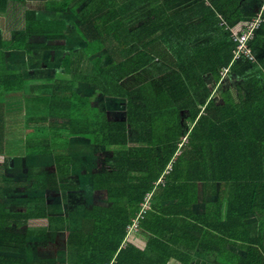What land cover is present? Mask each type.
Returning a JSON list of instances; mask_svg holds the SVG:
<instances>
[{
	"label": "trees",
	"instance_id": "trees-1",
	"mask_svg": "<svg viewBox=\"0 0 264 264\" xmlns=\"http://www.w3.org/2000/svg\"><path fill=\"white\" fill-rule=\"evenodd\" d=\"M252 1L264 18V0ZM251 2L46 0L25 12L8 50L52 60L58 96L26 113L29 170L0 188V264H190L197 250L215 264H264V21L250 42L255 60L235 59L233 38ZM79 48L91 57L87 74L74 71ZM29 74L22 94L37 81ZM102 97L126 100L125 116L112 117ZM62 223L64 261L49 252Z\"/></svg>",
	"mask_w": 264,
	"mask_h": 264
},
{
	"label": "rangeland",
	"instance_id": "rangeland-1",
	"mask_svg": "<svg viewBox=\"0 0 264 264\" xmlns=\"http://www.w3.org/2000/svg\"><path fill=\"white\" fill-rule=\"evenodd\" d=\"M249 2V0H248ZM22 5L25 6V11L26 12L27 10H31V9H35L36 6L34 7H31L29 5L31 4H34V5H39L40 3L39 2H36V0H26V2H22L21 3ZM250 5H248L251 10L254 9L252 11V18L250 19L251 22H253L254 19H257V18H261V16H263V11H259L258 9V3L252 1L251 3H249ZM41 5V4H40ZM24 12H23V15H24ZM23 17V16H22ZM263 19V18H261ZM25 27V18L23 17V26H22V21L20 22V29L24 28ZM18 32V31H17ZM16 32V33H17ZM15 34H11L10 36V32H8L6 34V36L4 38H9V37H13ZM237 35V33H233V38L235 39V36ZM255 35V34H254ZM235 41H237L235 39ZM9 44V43H8ZM81 55H82V49L79 48L77 53L75 55H73V60H74V71L77 73L78 72V67H80V70L83 72L84 74V71H85V67L88 65V62H86L85 64V60H84V63L83 64H79L80 62V58H81ZM34 56L36 57H32L31 60L28 59V61L30 60L31 62V65H30V68H34V71L36 70L35 68H37L39 66V61L41 62V60L43 59L42 61V65H43V68L41 69L42 71H31V69L28 68V71H27V68L24 69V72L26 73V75L28 73H30L31 75H33V77L35 79H37L38 83H43V85L45 86H39L41 87L39 90L36 89L37 85H35V83H32V84H26L24 87H25V90H26V94H32L34 95L35 97L36 96H39V99H33V100H30L31 98H27L26 96L27 95H23V94H18V95H15V97L13 96V98H11L7 104L5 105V109L7 110V119H8V125H7V135H9V137H14L16 139H18L19 141V144H13L12 146L9 147V149H14L16 150V153L17 154H21V155H24V150L26 149V146L28 145V143H31L30 140L28 141V139L30 137H32V133H29V132H33V127L30 126V128H28V126L26 125V113H30L33 111V106H36V107H39L40 106H45L46 109L48 108V105H47V102L49 101L50 97L51 100L55 97V96H58V91L55 90L54 88L57 87V85L54 83V81H56V79H52V75H54L52 72H53V67L50 68L48 67V62H51V63H54L52 60H49V58L47 56L44 55V53L40 56V54H37L35 55L34 53ZM29 58V57H27ZM39 61H38V59ZM24 67H25V64H24ZM55 68V67H54ZM119 71L120 72H123L122 71V68L121 66L118 67ZM36 73V74H35ZM42 73H43V76H42ZM29 74V75H30ZM37 75V78L36 76ZM74 76V75H73ZM50 78L52 79L51 83L49 84H44L46 82H43V78ZM29 80H33L31 78H28ZM91 79V78H90ZM124 79H127L129 81H132L133 83L136 82V78L135 76H129L127 78H124ZM23 81V77L21 79ZM208 81H211V79H208ZM71 81L69 79L66 80V83H70ZM83 89V93L85 95H93V91H91V88H93V85H90V88L86 85L82 86L81 87ZM87 88V90L85 91V89ZM29 91H32L33 93H30ZM102 93H99V95H101ZM215 97L219 98V94L217 91H215ZM102 99H104V102L106 104H104V108L108 111H111L115 114L112 115V117H115V116H120V117H124L125 114H126V108H127V102L126 100L122 99H111V98H105V97H102ZM4 105V101L2 103ZM30 105V109H27V106ZM39 111L36 110L35 112H32V113H38ZM42 113V112H41ZM32 117V115H31ZM129 137L131 139V142L133 141H136V138H135V133L134 132H131L129 131ZM12 157V156H11ZM81 160L78 158V157H74V160L73 162H80ZM80 166V170L82 172H84L86 169L84 167H82V165H79ZM170 168V166L168 167V169ZM171 169V168H170ZM168 173V172H165V174ZM85 178H82V180H84ZM83 192L81 193V197H79L77 199V203L80 205L84 202V197H83ZM152 195L153 193H150L148 194V197L145 201V203L142 205V210H141V213H144L148 210L151 209L152 207V202H151V199H152ZM23 198V197H22ZM18 203L20 204V201H18ZM67 205V204H66ZM52 205L50 204H47V213H52L53 212V209H52ZM67 207H64V210H60L61 212L63 211L64 215H69L70 212H68L67 210ZM204 209V205L201 204L199 206V209ZM72 216V215H71ZM41 218V217H40ZM30 226L32 225V223H28ZM41 224V222H36L34 223L35 227L37 228L39 225ZM61 225H63V229L62 231H60V235L57 236L56 238V243L57 245L55 246H50L49 249H51L49 252H54L56 251L55 249H59V252L57 254H55L57 256V258L60 260V261H64V258L66 257V247H65V239L67 237V233H68V229L66 228V223H62ZM72 226H77V225H72ZM32 227V226H31ZM138 227V225H135V226H132L130 227V231H133V230H136ZM35 228V229H36ZM38 229V228H37ZM49 229L51 230V226L49 227ZM37 237H33L32 239H35ZM201 261H199L197 264H207L204 260V258H201L199 257ZM174 261V260H171L169 262V264Z\"/></svg>",
	"mask_w": 264,
	"mask_h": 264
},
{
	"label": "crops",
	"instance_id": "crops-1",
	"mask_svg": "<svg viewBox=\"0 0 264 264\" xmlns=\"http://www.w3.org/2000/svg\"><path fill=\"white\" fill-rule=\"evenodd\" d=\"M7 1H8L7 2L8 6L5 8L2 7V4L0 3V104L3 103V101H4L3 114H4V116H6L5 122L3 123V135L1 136V133H0V137L3 138V146L0 147V149L3 153V155L0 154V188H4V189H6V191L12 190L13 185L15 184V180L17 178L21 177L20 174H15L16 177L13 176L11 171L17 172V173H21V172L25 173L26 171L29 170V167L24 166L21 154H17L16 150H14V149H9V147L12 146L13 144H19V141L16 138H14L12 136L9 137V135H7L8 119H7V110L5 109V105L7 104V98L8 97H10V96L15 97V95L22 94L20 87L22 86V80L21 79L25 74L24 69L27 68V71H28V68L31 65V62H30L31 58L36 57L34 55H32L30 57V55H28V54L26 55L22 51L16 52V50H13V49L8 50V47L9 48L12 47L10 44H8V41H10L12 39V37H9V38H4V37L6 36V34L8 32H10V36H11L12 33L15 34L17 31H21L20 22L22 21V26H23V17H24L23 12L25 11V6L20 4L21 1H19V0H7ZM43 1H44V5H45L46 0H36V2H39V3L43 2ZM249 1L251 2V0H249ZM24 2H26V1H24ZM246 3H248V0H246ZM41 5L31 4L29 6H31V7L36 6V8H40ZM24 14H25V12H24ZM49 17H52V13L49 14ZM246 26H245V28H246ZM244 29H243V31H244ZM69 48L76 49L77 47H69ZM41 55L42 54H40V56ZM84 56H87V55L85 53H82L81 58H80V62H79L80 64L84 63V61H82ZM27 57H29V58H27ZM87 57L91 60L90 56H87ZM28 59H30V60L28 61ZM38 61H39V59H38ZM42 61H43V59L41 60V62L39 61V63H40L39 67L41 69L43 68ZM86 62H88V65L85 67L84 74H87L88 72H90L92 70V67H93L91 62L85 61V64H86ZM24 64H25V67H24ZM40 68H35L36 69L35 71L40 70ZM30 69H31V71L35 72L34 68H30ZM78 71L82 72L80 70V67H78ZM58 72L54 71L55 74ZM68 75H70L72 78H74L73 74H68ZM32 83H35V85H37V87H36L37 90L40 89L39 86H45V85H43V83H38V81H35L34 79L30 80V84H32ZM64 83H66V82H64ZM66 84H69V83H66ZM57 87H58V85H57ZM59 87H61V86H59ZM29 92L33 93L32 91H29ZM23 95H27L26 97L31 98L30 100H33L34 98H32V97H35L32 94H29V95L26 94V92ZM36 97H39V96H36ZM0 115H1V107H0ZM26 117H27L26 125L28 126V122H27L28 115L27 114H26ZM0 144H1V142H0ZM5 156L7 158L10 157V159H5V160L3 159L2 160V158H5ZM34 160L38 161V163H39L40 160L46 161V157L38 156V157H35ZM12 161H16V163H13ZM14 166H15V168H14ZM11 197L12 198L10 200L11 202H10L8 210L10 213L18 212V210H17L18 209V201L16 202V198L14 197L13 194L11 195ZM0 209H2V208L0 207ZM1 215H5L4 210L0 211V224L3 221V217ZM30 223H32V220H30ZM238 250L241 251V249H238ZM199 257L204 258V260L207 264H215L212 259H208V255L205 252H199V250H197V252H194L192 254V258L194 260L190 264H197L199 261H201ZM170 264H181V263L179 261L174 260Z\"/></svg>",
	"mask_w": 264,
	"mask_h": 264
},
{
	"label": "built area",
	"instance_id": "built-area-1",
	"mask_svg": "<svg viewBox=\"0 0 264 264\" xmlns=\"http://www.w3.org/2000/svg\"><path fill=\"white\" fill-rule=\"evenodd\" d=\"M261 18H263V16H261ZM261 18L259 17L257 19H254L253 22L250 21L249 25L246 26L244 31L235 36V39L239 42L238 47L235 50V59H238L242 56H247L251 60H255L254 54L250 47V42L254 38L256 29H258L260 24L264 21V18ZM135 225L137 224H134L133 226Z\"/></svg>",
	"mask_w": 264,
	"mask_h": 264
},
{
	"label": "clouds",
	"instance_id": "clouds-1",
	"mask_svg": "<svg viewBox=\"0 0 264 264\" xmlns=\"http://www.w3.org/2000/svg\"><path fill=\"white\" fill-rule=\"evenodd\" d=\"M89 61L90 62V59L87 57V56H84L83 60L82 61Z\"/></svg>",
	"mask_w": 264,
	"mask_h": 264
}]
</instances>
